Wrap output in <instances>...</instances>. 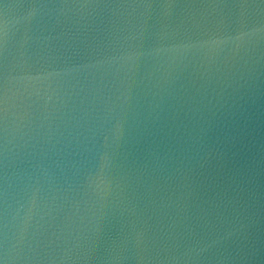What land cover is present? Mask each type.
I'll list each match as a JSON object with an SVG mask.
<instances>
[{
  "label": "water",
  "instance_id": "obj_1",
  "mask_svg": "<svg viewBox=\"0 0 264 264\" xmlns=\"http://www.w3.org/2000/svg\"><path fill=\"white\" fill-rule=\"evenodd\" d=\"M0 264H264V0H0Z\"/></svg>",
  "mask_w": 264,
  "mask_h": 264
}]
</instances>
